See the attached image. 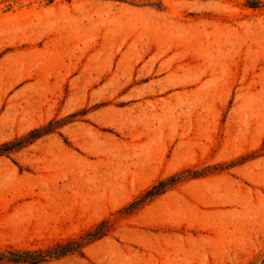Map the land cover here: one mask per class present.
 Wrapping results in <instances>:
<instances>
[{
	"label": "rangeland",
	"instance_id": "obj_1",
	"mask_svg": "<svg viewBox=\"0 0 264 264\" xmlns=\"http://www.w3.org/2000/svg\"><path fill=\"white\" fill-rule=\"evenodd\" d=\"M0 264H264V0H0Z\"/></svg>",
	"mask_w": 264,
	"mask_h": 264
},
{
	"label": "bare ground",
	"instance_id": "obj_2",
	"mask_svg": "<svg viewBox=\"0 0 264 264\" xmlns=\"http://www.w3.org/2000/svg\"><path fill=\"white\" fill-rule=\"evenodd\" d=\"M13 69H14V67L12 66V67H9V69H5L7 72H12L13 71ZM9 70H11V71H9Z\"/></svg>",
	"mask_w": 264,
	"mask_h": 264
}]
</instances>
